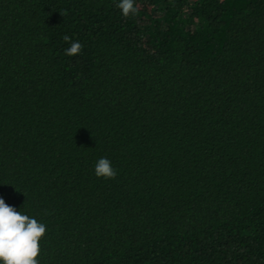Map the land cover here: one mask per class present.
Returning a JSON list of instances; mask_svg holds the SVG:
<instances>
[{
    "label": "trees",
    "instance_id": "trees-1",
    "mask_svg": "<svg viewBox=\"0 0 264 264\" xmlns=\"http://www.w3.org/2000/svg\"><path fill=\"white\" fill-rule=\"evenodd\" d=\"M119 2L0 0V198L39 264H264V0Z\"/></svg>",
    "mask_w": 264,
    "mask_h": 264
},
{
    "label": "clouds",
    "instance_id": "clouds-1",
    "mask_svg": "<svg viewBox=\"0 0 264 264\" xmlns=\"http://www.w3.org/2000/svg\"><path fill=\"white\" fill-rule=\"evenodd\" d=\"M124 17L138 12L135 0H120L118 4ZM69 42L71 36L64 35ZM83 45L76 41L70 44L65 54L70 57L79 55ZM95 175L99 178L114 179L117 175L110 160L101 158L95 165ZM46 225L37 219L17 211L0 198V262L2 264H39L40 241L46 234Z\"/></svg>",
    "mask_w": 264,
    "mask_h": 264
}]
</instances>
